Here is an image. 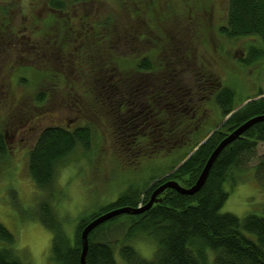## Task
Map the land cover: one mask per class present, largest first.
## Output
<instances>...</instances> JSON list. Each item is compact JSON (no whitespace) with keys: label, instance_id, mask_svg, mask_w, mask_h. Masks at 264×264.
Segmentation results:
<instances>
[{"label":"trees","instance_id":"obj_1","mask_svg":"<svg viewBox=\"0 0 264 264\" xmlns=\"http://www.w3.org/2000/svg\"><path fill=\"white\" fill-rule=\"evenodd\" d=\"M91 1L94 0H50L51 11L63 12L66 5L74 10ZM121 1L123 4L129 1L130 9L127 12L131 18L143 16L142 1L146 0ZM225 12V21L218 27L220 35L231 41L241 37L256 39V42L247 47L246 56L238 61L249 66L263 59L264 0H227ZM112 16L99 15L88 26L87 22H82V35L85 38L78 35L77 40H85V46L93 35V43L98 46L96 52L92 50L86 53L85 49L82 51L85 56H82L88 62L91 61L89 58H94L92 63L95 64L92 65L95 68H90L91 73L96 77L95 81L98 80L101 84L99 92L102 107L107 112L111 126L115 132L118 131L117 139H123L119 149L126 148L127 154L137 157L173 155L174 160L169 163V169L162 176L151 178L143 190L128 188L99 213H93L90 220L115 208L145 204L151 192L166 180H175L184 187L192 186L213 149L225 136L248 119L264 115L263 92L248 96L246 99L257 98L234 110L241 102L237 101L235 89L222 83L208 66L197 61L196 69L191 75H187V61H192V54L182 48L183 40L173 45L168 43L166 49L157 48V45L155 50H145V47L137 44L146 39L143 26L129 29V23L112 20ZM86 17V14L83 16L76 12L75 18L82 20ZM111 24L117 28L119 41L126 39L122 43L126 46V54L121 49L118 62L114 60L115 65L111 62L112 65L109 66L105 62L107 72H111L106 77L105 65H99L101 59L97 52L100 51L101 41L110 35ZM133 44L135 47L141 46V49L135 48ZM169 47H176L180 53L177 52L174 57L168 50ZM108 49L109 52L114 49L116 51L111 42ZM139 74L151 76L148 81L150 93L143 92L144 84L137 85L140 81L135 77ZM105 80L107 81L104 82ZM40 99L38 97L37 101ZM211 100L220 116L226 120L221 129L204 140L211 127L212 117V110L209 113L205 104ZM123 115L129 118L121 119ZM89 135L88 127H77L74 131L58 126L46 127L28 153L30 176L47 198L39 203L34 217L52 234L48 264H80V232L88 221L84 218L80 220L76 235L71 238L63 228L64 224L53 212L51 198L55 194L57 167L78 146L88 147ZM262 142L264 120L251 125L221 150L206 181L197 192L188 195L166 188L157 195L159 200L149 209L138 214L123 213L98 225L88 236L87 264H119L116 259L118 254L125 264H207L204 248L212 252L214 264H264V216L249 213L239 217L220 211L229 196L224 184L230 182L231 187L235 186L241 172L253 167L256 179L264 186V154L257 157L254 165H249ZM0 154H5L1 133ZM11 197L14 201V194ZM124 216L130 223L126 240L130 236L143 235V238L155 246L150 258L140 255L128 242L118 243L113 240L112 229L109 228L104 233L105 227L115 226ZM119 225L120 223L117 226ZM0 243V264H29L16 254L15 237L2 223Z\"/></svg>","mask_w":264,"mask_h":264},{"label":"rangeland","instance_id":"obj_2","mask_svg":"<svg viewBox=\"0 0 264 264\" xmlns=\"http://www.w3.org/2000/svg\"><path fill=\"white\" fill-rule=\"evenodd\" d=\"M121 2L94 0L74 10L66 5V10L56 13L51 11L50 0H0V31H5L0 32V133L5 148V154H0V223L13 233L16 254L25 263L48 264L51 249V232L34 217L39 203L47 198L28 170L29 150L44 128L58 126L74 131L77 127H88L90 132L88 147L78 146L56 169L51 207L71 238L76 235L80 220L89 222L93 213H99L128 188L143 190L151 178L162 176L174 160L173 155L137 157L127 154L126 148L119 149L123 139H117L118 131L111 126L102 107L101 84L91 73L94 58L88 62L82 56L85 49L86 53L96 52L98 47L93 43V35L83 46L85 40L80 39L85 38L82 35L85 22L88 26L99 15H113L112 20L129 23V29L143 26L146 39L137 44L148 51L155 50L157 45L166 49L168 43L183 40L182 48L192 54V61H187V75L196 69L197 61L208 66L222 83L235 89L237 101L241 100L236 108L242 107L248 96L264 93V58L249 66L238 61L246 56L247 47L256 39L241 37L231 41L219 33L218 27L225 21L227 0H146L142 1L143 16L133 18L127 12L129 1ZM76 12L87 17L75 18ZM110 27V35L103 41L100 39L101 52H97L99 65H105L106 77L111 72H107L105 62L115 65L121 49L126 50L122 44L126 39L120 42L117 28L113 24ZM78 35L81 38L77 40ZM110 42L116 51L109 52ZM138 47L135 48L141 49ZM168 50L174 57L180 53L176 47ZM150 77L143 74L135 77L140 81L137 85L144 84V93L151 92ZM212 102L205 104L209 113L212 110V117L204 140L221 129L226 120ZM127 118L123 115L121 119ZM261 154L264 142L258 145L249 165H254ZM254 171L252 167L241 172L233 187L230 182L224 184L229 196L221 212L239 217L249 213L264 216V186ZM129 226L124 216L103 231L112 229L113 240L128 242L140 255L150 258L155 246L143 235L126 240ZM250 237L255 239L253 235ZM203 252L207 264H214L212 252L206 248ZM116 259L125 264L119 254Z\"/></svg>","mask_w":264,"mask_h":264},{"label":"water","instance_id":"obj_3","mask_svg":"<svg viewBox=\"0 0 264 264\" xmlns=\"http://www.w3.org/2000/svg\"><path fill=\"white\" fill-rule=\"evenodd\" d=\"M257 97H253L250 99H247L244 103L255 99ZM234 110H237L234 109ZM231 114V113H230ZM229 114V115H230ZM228 115V116H229ZM227 116V117H228ZM264 120V115H258L255 117H252L245 121L243 124L238 126L236 129H234L232 132H230L227 136H225L218 144L217 146L213 149L212 153L208 157L202 171L200 172L198 178L196 179L195 183L190 186V187H184L181 186L177 181L169 179L164 182H162L160 185H158L150 194L148 201L143 204L139 205L137 207H131V206H125V207H119L115 208L109 211H106L104 213L99 214L89 222H87L84 227L81 229L80 232V238H81V243H82V249H81V254H80V264H87L86 262V253L88 250V236L90 232L96 228L98 225L102 224L103 222L111 219L114 216L123 214V213H128V214H138L141 213L147 209H149L155 202H157L159 199L157 198V195L162 192L166 188H172L175 189L177 192L181 194H188L191 195L195 192H197L204 182L206 181V178L208 176L209 170L215 161L216 157L218 154L221 152V150L231 143L233 140H235L238 136H240L246 129H248L251 125L255 124L258 121Z\"/></svg>","mask_w":264,"mask_h":264}]
</instances>
